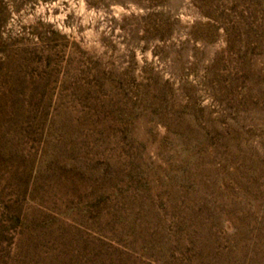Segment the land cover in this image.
I'll use <instances>...</instances> for the list:
<instances>
[{
  "label": "rangeland",
  "instance_id": "obj_1",
  "mask_svg": "<svg viewBox=\"0 0 264 264\" xmlns=\"http://www.w3.org/2000/svg\"><path fill=\"white\" fill-rule=\"evenodd\" d=\"M0 264H264V0H0Z\"/></svg>",
  "mask_w": 264,
  "mask_h": 264
}]
</instances>
